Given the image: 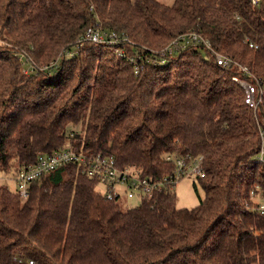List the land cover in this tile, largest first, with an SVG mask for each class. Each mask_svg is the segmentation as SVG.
Masks as SVG:
<instances>
[{"label": "trees", "instance_id": "16d2710c", "mask_svg": "<svg viewBox=\"0 0 264 264\" xmlns=\"http://www.w3.org/2000/svg\"><path fill=\"white\" fill-rule=\"evenodd\" d=\"M90 27L132 45L84 44L59 60ZM196 32L212 51L249 70L264 88V0H0V168L33 165L69 142L113 156L141 177L171 175L165 155L201 156L203 197L178 209L174 190L123 211L75 166L30 183L25 200L0 186V264H264V214L245 210L264 166V95L255 110L203 47L165 65H133L114 54L152 58L176 36ZM252 43L256 48H250ZM33 72L23 74L22 58ZM154 59L155 56L153 57ZM80 126L81 132H71Z\"/></svg>", "mask_w": 264, "mask_h": 264}, {"label": "built area", "instance_id": "2783aa9c", "mask_svg": "<svg viewBox=\"0 0 264 264\" xmlns=\"http://www.w3.org/2000/svg\"><path fill=\"white\" fill-rule=\"evenodd\" d=\"M252 6H258L260 0H248ZM97 44L118 47L124 44L132 45L128 37L115 31L105 30L100 27L87 28L82 35L75 41L70 49L60 54L58 59L50 64L49 67H56L59 60H67L78 55L84 44ZM203 47L210 50L214 55L217 65L223 68L237 67L241 77H234L236 82L245 93L244 103L255 110L261 102L264 95V88L249 72L247 67L238 64L229 57H224L211 50L208 41L199 36L196 32H187L176 36L166 47L156 52L151 51L152 58L141 56L139 54H126L123 48H115L114 54L125 58L131 63L135 74L139 73L140 68L145 62L153 65H165L168 56L175 54L185 48ZM250 48H256L249 43ZM155 56L156 59L153 57ZM23 74L29 75L33 72L31 61L23 57ZM258 135L260 142L257 153L253 158L254 163L264 166V134L259 128ZM163 159L174 166L171 175L161 178L141 177L140 172L133 166L119 168L113 156H107L99 153H91L81 148L77 149L69 142L64 148L53 152L50 155H39L33 165L18 166L13 164L7 170L0 168V186L8 188L7 184H12L15 192L20 199L25 200L28 196L30 183L42 178L50 172L61 167L75 166L80 174L95 181L97 192L108 200L117 202L123 197L125 199H137L138 202L152 198L156 194H166L175 189L178 182L183 179L203 178L205 173L203 169V158L201 156H177L165 155ZM101 188V189H100ZM245 210L251 213L264 214V192L258 186H255L249 192L248 202L245 204ZM12 264H37L33 259L15 257Z\"/></svg>", "mask_w": 264, "mask_h": 264}, {"label": "rangeland", "instance_id": "374dc122", "mask_svg": "<svg viewBox=\"0 0 264 264\" xmlns=\"http://www.w3.org/2000/svg\"><path fill=\"white\" fill-rule=\"evenodd\" d=\"M160 3L163 4H171L173 0H157ZM71 132L75 133H80L81 132V127L80 126H70ZM8 189L14 190V187L12 184H7ZM96 189H99L97 187ZM101 189V188H100ZM197 190L195 191L193 188V179H183L180 182L177 183L175 186L174 192L176 195V206L178 209H191L195 207L198 204V196L201 198L203 197L202 191L199 187L196 188ZM139 202L137 199H125L121 198L118 201V205L121 207L123 211L134 208L138 206Z\"/></svg>", "mask_w": 264, "mask_h": 264}]
</instances>
